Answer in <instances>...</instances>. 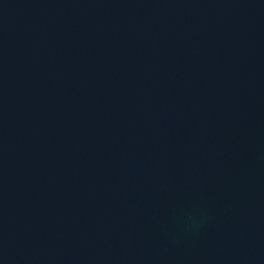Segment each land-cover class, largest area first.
I'll list each match as a JSON object with an SVG mask.
<instances>
[{
    "label": "water",
    "instance_id": "95a60500",
    "mask_svg": "<svg viewBox=\"0 0 264 264\" xmlns=\"http://www.w3.org/2000/svg\"><path fill=\"white\" fill-rule=\"evenodd\" d=\"M0 264H264V0H0Z\"/></svg>",
    "mask_w": 264,
    "mask_h": 264
}]
</instances>
